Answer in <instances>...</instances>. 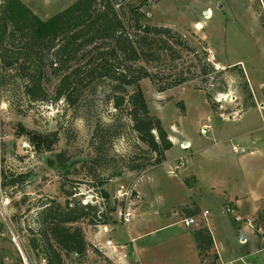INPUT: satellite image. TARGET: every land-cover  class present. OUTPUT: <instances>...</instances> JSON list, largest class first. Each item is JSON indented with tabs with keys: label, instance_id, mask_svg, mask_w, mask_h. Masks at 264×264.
<instances>
[{
	"label": "rangeland",
	"instance_id": "obj_1",
	"mask_svg": "<svg viewBox=\"0 0 264 264\" xmlns=\"http://www.w3.org/2000/svg\"><path fill=\"white\" fill-rule=\"evenodd\" d=\"M20 1L47 20L77 0ZM122 2L135 4L144 12L149 5L141 24L170 28L174 40L194 49L195 55L181 52L170 41L180 59L163 67L145 65L155 82L148 78L138 83L149 115L160 120L168 140L169 134L187 139L193 150L212 144L211 138L226 140L221 144L234 156L243 155L233 153L232 147L245 150L264 129V116L258 114L264 108V0ZM198 24L200 30L195 28ZM14 49L21 52V43L15 42ZM41 56L47 102H29L16 75L7 79L5 87L0 84V264H36L43 257L30 248L28 240L38 229L37 212L47 203L63 205L68 199L96 205L106 212L110 223L125 230L121 215L127 209L136 212L143 204L141 196L136 197V184L139 182L140 190L149 189L150 178L165 172L141 179L159 166L150 167L149 149L132 131L128 110L113 108L106 84L74 86L69 100L54 101L58 79L49 72L47 52L42 51ZM202 70L210 73L203 75ZM179 74L189 81L157 91L156 83L160 87L172 84ZM204 124L210 127L207 135L200 134ZM240 135L246 137L245 142H237ZM38 137L48 139L39 143ZM180 154L176 146L171 155ZM132 166L141 169L131 172ZM100 190L108 194L107 202L100 198ZM145 195L152 196L155 206L152 214L145 213L140 220L147 218L150 227H157L163 220L157 215L171 211L176 201L161 192ZM173 209L179 210L177 206ZM225 220L231 223L227 217ZM76 225L90 248L82 258L69 257L67 264H124L125 259L119 261L122 255L112 257L100 249L98 242L103 238L98 233L105 226L87 221ZM220 226L224 237L226 225ZM259 234H264V228ZM248 244L250 251H258L255 262L252 258L248 263L264 264V239L254 234Z\"/></svg>",
	"mask_w": 264,
	"mask_h": 264
},
{
	"label": "trees",
	"instance_id": "obj_2",
	"mask_svg": "<svg viewBox=\"0 0 264 264\" xmlns=\"http://www.w3.org/2000/svg\"><path fill=\"white\" fill-rule=\"evenodd\" d=\"M146 8L144 12L135 4L124 5L122 0H77L51 18L41 20L20 0H0V84L5 87L7 79L16 75L22 95L29 102H47L42 88L45 72L41 56L42 51L47 52L49 72L58 79L53 100H69L74 86L106 84L113 108L128 110L132 131L149 149L153 158L150 167L160 166L172 143L160 120L149 115L138 83L148 78L155 82L145 65L154 63L163 67L180 59L170 41L181 52H195L186 42L174 40L170 28L141 24L149 5ZM15 42L21 43V52L14 49ZM210 72L202 70L203 75ZM188 81L179 74L172 84L160 87L156 83V89L164 92ZM128 88L132 91L128 92ZM47 139L37 138L39 143ZM140 169L132 166L128 170ZM99 194L107 202L108 194L103 190ZM183 210L188 217L200 215L197 208ZM80 221L93 226L116 224L110 223L106 212L96 205L68 199L63 205L51 202L37 212L38 229L28 244L37 255H43L47 264H67L74 254L82 258L90 247L82 229L76 225ZM252 223L256 237L264 239V234H259L260 228H264V203ZM192 237L202 264H217L213 239L203 221L192 230Z\"/></svg>",
	"mask_w": 264,
	"mask_h": 264
},
{
	"label": "crops",
	"instance_id": "obj_3",
	"mask_svg": "<svg viewBox=\"0 0 264 264\" xmlns=\"http://www.w3.org/2000/svg\"><path fill=\"white\" fill-rule=\"evenodd\" d=\"M258 114L264 116V108ZM169 137L172 148L165 153V161L141 179L157 171L165 172L150 178L151 185L146 191L140 190L139 182L136 184L134 189L143 199L142 207L134 213L132 221L125 224V230L116 225L106 227L107 232L100 229L98 235L103 240L99 245L111 241L115 246L124 247L123 253L127 255L124 264H202L192 237L195 226L185 228L181 224L182 219L188 218L183 209L197 208L200 215L207 213L201 220L211 233L217 264H249L252 258L254 261L258 251H250L248 243L254 236L252 222L264 203V129L246 146V153L243 148L232 147V152L233 148L244 150L240 156H234L225 148L226 140L221 144L211 138L212 144L193 150L189 140H179L171 134ZM231 139L227 140L231 142ZM245 139L240 135L237 142H245ZM184 143L190 147L181 149ZM176 146L182 154L173 156ZM176 166L179 168L175 175H170L169 171ZM149 191L164 193L176 201L171 211L157 215L163 219L162 224L153 228L147 218L140 220L145 213L152 214L155 206L151 203L152 196L145 195ZM175 206L178 211L173 209ZM228 208L233 213L226 212ZM225 217L231 223L226 224ZM220 223L226 225L224 237ZM227 239H230L228 244Z\"/></svg>",
	"mask_w": 264,
	"mask_h": 264
},
{
	"label": "built area",
	"instance_id": "obj_4",
	"mask_svg": "<svg viewBox=\"0 0 264 264\" xmlns=\"http://www.w3.org/2000/svg\"><path fill=\"white\" fill-rule=\"evenodd\" d=\"M207 122H209V120H207ZM209 131H210L209 125L208 124H204V125H202V127L200 129V134L201 135H207ZM180 148L181 149H187V148H189V145L186 144V146H184V145L181 144ZM233 152L235 154H238V153H243L244 150H239L237 148H233ZM178 168H179V166L174 167L173 170L169 171V174L174 176L175 173H176L175 171ZM136 195H137L136 197L138 198L139 197L138 194H136ZM226 212L233 213V210L231 208H228L226 210ZM134 213H135L134 211L130 212L129 209L124 211V213L121 215V222L123 224H128L131 221V219L134 217ZM206 214L207 213L204 212L203 214L199 215L198 217L184 218V219L181 220V224L185 228H189V227H192V226H198L199 222L202 221L201 219L205 218ZM103 231L107 232L106 226L103 227ZM99 247H100V249H105L107 251V254L111 255L112 257L113 256L116 257L118 254L122 255L121 258L119 257V261H121L122 258L125 259L127 257V255L123 253L124 247L115 246L111 241H106L103 245H100ZM72 256L74 257V259L78 258V256L76 254H74ZM36 264H47V261H46V259L44 257H40L37 260Z\"/></svg>",
	"mask_w": 264,
	"mask_h": 264
},
{
	"label": "bare ground",
	"instance_id": "obj_5",
	"mask_svg": "<svg viewBox=\"0 0 264 264\" xmlns=\"http://www.w3.org/2000/svg\"><path fill=\"white\" fill-rule=\"evenodd\" d=\"M195 28L200 30L202 28V26H201V24H198V25H196Z\"/></svg>",
	"mask_w": 264,
	"mask_h": 264
},
{
	"label": "water",
	"instance_id": "obj_6",
	"mask_svg": "<svg viewBox=\"0 0 264 264\" xmlns=\"http://www.w3.org/2000/svg\"><path fill=\"white\" fill-rule=\"evenodd\" d=\"M204 15H206V12H204ZM241 240H243V237L241 236Z\"/></svg>",
	"mask_w": 264,
	"mask_h": 264
}]
</instances>
